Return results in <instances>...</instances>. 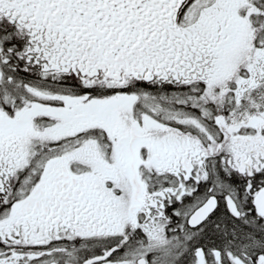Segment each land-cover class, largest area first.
<instances>
[{"label":"snow or ice","instance_id":"snow-or-ice-1","mask_svg":"<svg viewBox=\"0 0 264 264\" xmlns=\"http://www.w3.org/2000/svg\"><path fill=\"white\" fill-rule=\"evenodd\" d=\"M0 264H264V0H0Z\"/></svg>","mask_w":264,"mask_h":264}]
</instances>
